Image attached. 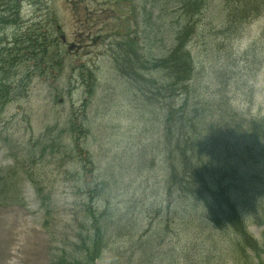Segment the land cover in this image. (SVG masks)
<instances>
[{
  "label": "rangeland",
  "instance_id": "1",
  "mask_svg": "<svg viewBox=\"0 0 264 264\" xmlns=\"http://www.w3.org/2000/svg\"><path fill=\"white\" fill-rule=\"evenodd\" d=\"M146 2L21 0L20 26L1 31L9 41L20 27H32L33 35L46 31L47 43L57 38L67 62L61 73L55 67L47 76L37 74L28 96L13 98L0 116V168L20 160V169L10 175L15 180L17 173L24 176L25 197L19 205L0 206V264H50L62 251L72 254L76 244L83 245L80 237L93 232L90 206L100 216L96 224L108 242L96 264L235 261L228 250L234 237L211 232L200 205L168 208L157 115L143 108L142 98L116 69L122 36H138L144 57L150 47L155 57L172 47L167 36L163 43L149 41ZM219 12L211 5L197 20V33L188 44L196 70L191 91L199 105L210 104L205 109L210 122L216 114L212 110L221 107L225 121L232 116L236 129L232 139L226 136L227 157L239 165L252 120L264 116V19L227 31ZM161 75L153 74L156 79ZM53 142L60 147L42 157L43 148ZM31 180L45 189L52 203L47 224ZM91 190L98 200L85 194ZM254 195L242 201V212L249 232L263 245L264 187Z\"/></svg>",
  "mask_w": 264,
  "mask_h": 264
},
{
  "label": "trees",
  "instance_id": "2",
  "mask_svg": "<svg viewBox=\"0 0 264 264\" xmlns=\"http://www.w3.org/2000/svg\"><path fill=\"white\" fill-rule=\"evenodd\" d=\"M146 1V4H150L149 41L154 38L163 43L167 36L173 42L172 47L165 56L160 52V56L156 57V50L150 47L144 57L138 49V36H122L121 43L117 46L115 64L119 75L142 98L143 108L157 115L155 121L160 128L159 143L164 145L161 148L162 170L167 177L164 196L169 201L168 208L178 205L181 210L190 206L197 209V205H200L201 217L211 232L225 231L234 237L228 247L235 260L233 264H264V244L259 245L248 231L241 206L242 201L255 196L253 189H260L259 180H262L251 174L256 169L251 166H242L240 172L237 168L228 172L226 169L229 170V167H223V162L227 161V141L233 135V118L231 116L225 121V112L220 113L216 109L212 110L216 111L213 121L207 120L211 115L207 116L209 113L205 109L210 104L207 102L199 105L198 98L192 96L191 88L196 70L194 58L188 50L189 42L197 33V20L204 18L211 5H216L220 10L222 28L230 31L234 25L264 19V0ZM20 3L21 0H0V116L13 98L28 96L37 74L47 76L55 67L61 73L67 62V52L61 50V44L55 37L47 43L49 33L46 31L35 30L33 35L29 30L32 27L26 30L20 27L10 41L2 37L1 31L7 26H20ZM168 20L169 27L172 28V34L169 35L166 31ZM22 67L25 71H21ZM156 72L163 73L161 79L153 76ZM84 75L83 71L81 76ZM191 102L193 107L188 110ZM250 130V139L260 146L264 140V119L253 124ZM248 139L245 138V143ZM40 145L41 142L37 144L38 147ZM57 146L53 142L51 146L43 148L41 156L44 157L50 148L54 152ZM30 148L35 149V145ZM19 169L20 160L14 161L13 167L0 168L1 207L25 202L21 190L24 176L17 173L15 180L10 175ZM259 175H264V171ZM31 184L35 188L47 224L52 203L45 195V189L35 180H31ZM86 186L89 187V184ZM85 194L90 195L91 201L99 198L93 190L85 191ZM92 209L90 206L89 220L93 232L80 237L83 245L76 244L72 254L62 251L50 264H96L102 258L108 242L96 224V218L99 220L100 216Z\"/></svg>",
  "mask_w": 264,
  "mask_h": 264
}]
</instances>
